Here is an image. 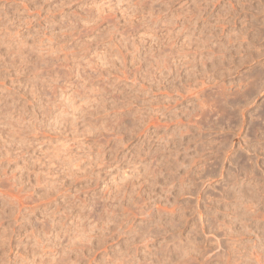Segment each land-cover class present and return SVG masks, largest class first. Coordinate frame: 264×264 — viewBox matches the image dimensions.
Masks as SVG:
<instances>
[{
  "label": "rangeland",
  "instance_id": "374dc122",
  "mask_svg": "<svg viewBox=\"0 0 264 264\" xmlns=\"http://www.w3.org/2000/svg\"><path fill=\"white\" fill-rule=\"evenodd\" d=\"M0 264H264V0H0Z\"/></svg>",
  "mask_w": 264,
  "mask_h": 264
}]
</instances>
